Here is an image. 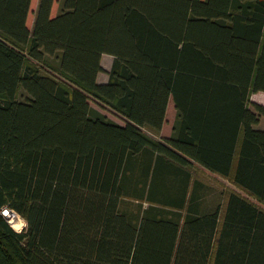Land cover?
Listing matches in <instances>:
<instances>
[{
  "label": "trees",
  "instance_id": "1",
  "mask_svg": "<svg viewBox=\"0 0 264 264\" xmlns=\"http://www.w3.org/2000/svg\"><path fill=\"white\" fill-rule=\"evenodd\" d=\"M258 93L264 0H0V264H264Z\"/></svg>",
  "mask_w": 264,
  "mask_h": 264
},
{
  "label": "rangeland",
  "instance_id": "2",
  "mask_svg": "<svg viewBox=\"0 0 264 264\" xmlns=\"http://www.w3.org/2000/svg\"><path fill=\"white\" fill-rule=\"evenodd\" d=\"M59 7H60L59 4H57L55 7L56 13L59 11ZM36 9H37V4L35 2L34 6H33V16H31V18H30V25L31 26L33 25L35 18H36V15H35ZM113 64H114V58L113 57H111V56H104L103 57L102 66L105 69V72L102 73L100 76V82H99L100 84H104V82L109 79V72L112 70ZM28 99H29V95L26 92L21 91L19 94V100L25 102ZM256 100H257V98H256ZM253 101H254V103L258 104V102H255L254 98H253ZM91 105L94 109L100 111L102 114L106 115L112 121H114L120 125L126 124L123 119H121L119 116L115 115L110 109L102 108L101 106H99L95 102H91ZM252 109H254V108H252ZM176 118H177V112L175 110L174 104L171 103V106H170V109L168 112L167 123L164 127L162 135H161V137L155 136V139L161 141L162 139H165V137H171L173 134V129H174V125L176 122ZM258 128L260 130L264 131V119L262 120V122L258 126ZM151 136L154 137L153 135H151ZM195 175H196V177H198L199 179L205 181L208 185H210V187H211V189L209 191L210 200L213 201V200L218 199V201H220V199H221L224 208L226 207V204L228 202V194L232 191H239L231 183V181L224 179V178H221L219 176L207 175V174L203 173L202 171H199V172L196 171ZM223 210L225 211V209H223ZM17 217L24 220V218L20 217L19 215H17ZM8 221L12 226L13 222H11V220H9V219H8ZM14 223H19V220L17 219V221H15ZM25 229L26 228H24L19 233H22Z\"/></svg>",
  "mask_w": 264,
  "mask_h": 264
},
{
  "label": "clouds",
  "instance_id": "3",
  "mask_svg": "<svg viewBox=\"0 0 264 264\" xmlns=\"http://www.w3.org/2000/svg\"><path fill=\"white\" fill-rule=\"evenodd\" d=\"M3 215L5 216V217H7L8 215H9V212H8V210H4L3 211ZM17 219L19 220V223H13L12 224V227L14 228V230L16 231V232H21L24 228H26L27 227V222L25 221V220H23V219H20L19 217H17Z\"/></svg>",
  "mask_w": 264,
  "mask_h": 264
},
{
  "label": "crops",
  "instance_id": "4",
  "mask_svg": "<svg viewBox=\"0 0 264 264\" xmlns=\"http://www.w3.org/2000/svg\"><path fill=\"white\" fill-rule=\"evenodd\" d=\"M100 76H101V74L99 75V78H98V81H99V82H100ZM107 82H109V79L106 80V81L104 82V84L107 83ZM253 98H254L255 102H258V104H257V103H254ZM256 98H257V100H256ZM251 101H252L253 104H256V105H259V106L264 107V93L254 94V95L252 96ZM257 128H258V126H257ZM258 129H259V128H258Z\"/></svg>",
  "mask_w": 264,
  "mask_h": 264
},
{
  "label": "built area",
  "instance_id": "5",
  "mask_svg": "<svg viewBox=\"0 0 264 264\" xmlns=\"http://www.w3.org/2000/svg\"><path fill=\"white\" fill-rule=\"evenodd\" d=\"M4 210H8V212H9V215L7 216V217H5L4 215V217L5 218H7V219H9V220H11V222H15V220H17V215H16V213L15 212H13V211H11V210H9V209H4ZM3 210V211H4ZM3 214V213H2Z\"/></svg>",
  "mask_w": 264,
  "mask_h": 264
},
{
  "label": "bare ground",
  "instance_id": "6",
  "mask_svg": "<svg viewBox=\"0 0 264 264\" xmlns=\"http://www.w3.org/2000/svg\"><path fill=\"white\" fill-rule=\"evenodd\" d=\"M15 221H17V220H15Z\"/></svg>",
  "mask_w": 264,
  "mask_h": 264
}]
</instances>
